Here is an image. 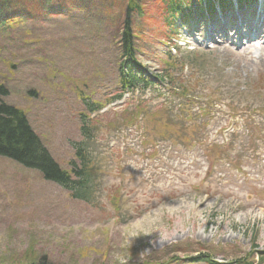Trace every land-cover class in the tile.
<instances>
[{"label": "rangeland", "instance_id": "obj_1", "mask_svg": "<svg viewBox=\"0 0 264 264\" xmlns=\"http://www.w3.org/2000/svg\"><path fill=\"white\" fill-rule=\"evenodd\" d=\"M7 2L0 83L8 95L1 101L25 113L62 169L76 171L82 148L92 174L82 197L0 158V264H205L190 261L200 254L256 264L264 250V118L253 113L264 109V45L239 50L215 34L204 50L196 39L206 42L207 21L177 27L167 42L164 6L137 0L141 14L129 17L137 62L157 82L162 70L179 77L174 72L192 50L205 76L183 95L196 101L166 95L164 81L124 94L127 106L91 113L119 94L126 0L35 1L43 10L28 13L25 0ZM246 28L243 21V35ZM236 92L243 115L232 120L225 97ZM141 102L144 110L133 111Z\"/></svg>", "mask_w": 264, "mask_h": 264}, {"label": "trees", "instance_id": "obj_2", "mask_svg": "<svg viewBox=\"0 0 264 264\" xmlns=\"http://www.w3.org/2000/svg\"><path fill=\"white\" fill-rule=\"evenodd\" d=\"M26 9L28 13L32 11L35 6L42 8V4H37L35 1L43 0H25ZM164 6L165 12V29L164 33L168 35L172 30V25L176 19L183 18V12H191V5L197 4L198 7L203 1H205L208 7H211L212 2L218 4H226L228 0H159ZM245 1V0H238ZM45 3V2H43ZM51 3L48 5L50 6ZM10 3L7 0H0V24L3 30L6 29L9 21L5 22L4 14L11 11ZM3 14V17H2ZM125 19L121 25V32L119 38V76L118 84L122 91L124 90H135L138 88L146 89L152 85L151 81L142 79L140 74L141 66L136 60V46L134 41V34L132 27L129 25L130 15L141 14V9L137 0H126L125 5ZM197 58L195 56L188 55L184 57L185 61L189 64H196ZM174 68L173 65H167V68ZM169 69V70H170ZM168 70L162 71V80L170 82L171 90H177L182 87L181 84H177L172 88L171 83L176 79L169 76ZM139 75V76H138ZM185 91L181 88V92ZM8 95V91L3 84L0 83V157L8 159L18 165L37 171L44 181H48L58 185L64 190L70 192H78L82 197H86L89 193V187L87 184L88 177L91 175L90 159L89 154L86 153L82 148H78L76 151V157L79 162L76 171L62 169L50 156L46 147L40 141L38 136L32 131L27 121L26 115L23 111L8 106L1 101ZM117 96L115 99L119 98ZM99 110L101 105L96 106ZM81 130L85 132V126L82 125ZM88 133V132H87ZM89 137H87L88 139ZM75 176L77 180H74L72 176ZM257 262L256 264H264V250L257 251ZM192 262L204 261L207 264H219L211 259L207 255H199L191 259ZM38 264H46L44 258ZM226 264H253L252 262H245L243 259L235 260L231 263Z\"/></svg>", "mask_w": 264, "mask_h": 264}]
</instances>
